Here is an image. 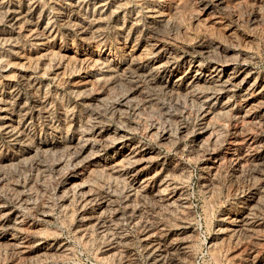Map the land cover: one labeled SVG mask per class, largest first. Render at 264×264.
I'll use <instances>...</instances> for the list:
<instances>
[{"label":"rangeland","instance_id":"rangeland-1","mask_svg":"<svg viewBox=\"0 0 264 264\" xmlns=\"http://www.w3.org/2000/svg\"><path fill=\"white\" fill-rule=\"evenodd\" d=\"M175 263L264 264V0H0V264Z\"/></svg>","mask_w":264,"mask_h":264},{"label":"bare ground","instance_id":"bare-ground-1","mask_svg":"<svg viewBox=\"0 0 264 264\" xmlns=\"http://www.w3.org/2000/svg\"><path fill=\"white\" fill-rule=\"evenodd\" d=\"M17 25V24H16ZM214 49V48H213ZM220 63V62H219ZM233 66V65H232ZM216 69V68H215ZM223 71V70H222ZM195 76V75H194ZM229 78V77H228ZM229 80V79H228ZM206 81V80H205ZM252 84V83H251ZM192 85V84H191ZM238 85V84H237ZM229 86V85H228ZM233 87V86H232ZM219 91V90H218ZM249 95V94H248ZM246 115V114H245ZM119 120H121V119H119ZM209 122V121H208ZM208 124V123H207ZM121 126V125H120ZM205 126V125H204ZM212 126V125H211ZM209 128H211V127H209ZM208 131V130H207ZM215 132V131H214ZM212 133V132H211ZM212 135V134H211ZM80 138V137H79ZM88 139V138H87ZM164 139V138H163ZM215 141H216V139H215ZM204 143V142H203ZM80 144V143H79ZM205 144V143H204ZM204 144H203V146H204ZM202 145V144H201ZM76 146V145H75ZM121 146V145H120ZM199 146V145H198ZM202 146V147H203ZM78 147V146H77ZM155 151V150H154ZM33 153V152H32ZM141 156V155H140ZM215 156V155H214ZM25 158V157H24ZM164 158V157H163ZM218 158V157H217ZM140 159V158H139ZM120 160V159H119ZM220 160V159H219ZM133 161H135V160H133ZM114 162V161H113ZM128 162V161H127ZM209 165V164H208ZM203 169H209L208 168V166H203ZM240 174V173H239ZM178 175V174H177ZM200 175H204V174H200ZM174 176V175H173ZM131 177V176H130ZM202 177V176H201ZM143 178V177H142ZM175 178V177H174ZM201 179V178H200ZM83 184V183H82ZM71 185V184H70ZM102 186V185H101ZM170 186V185H169ZM212 186V185H211ZM159 188V187H158ZM169 188V187H168ZM164 189V188H163ZM206 189V188H205ZM160 190V189H159ZM161 191V190H160ZM164 191V190H163ZM168 191V190H167ZM83 192V191H82ZM86 192V191H85ZM116 193V192H115ZM158 193V192H157ZM180 196V195H179ZM155 197V196H154ZM177 197V196H176ZM78 198V197H77ZM175 198V197H174ZM179 198V197H178ZM80 199V198H79ZM260 199V198H259ZM176 200H177V198H176ZM258 200V199H257ZM4 201V200H3ZM173 202V201H172ZM180 203V202H179ZM181 206V205H180ZM80 207V206H79ZM110 207V206H109ZM249 207V206H248ZM116 208V207H115ZM22 209V208H21ZM170 209V208H169ZM19 210V209H18ZM23 210V209H22ZM45 211V210H44ZM211 211V210H210ZM101 212V211H100ZM45 215V214H44ZM246 216H248V215H246ZM168 218V217H167ZM242 218V217H241ZM14 219V218H13ZM96 220V219H95ZM104 220V219H103ZM249 220V219H248ZM245 221V220H244ZM229 222V221H228ZM248 222V221H247ZM105 223V222H104ZM110 223V222H109ZM136 223H138V222H136ZM241 224V223H240ZM228 225V224H227ZM244 225V224H243ZM251 225H252V223H251ZM84 227V226H83ZM112 227V226H111ZM220 227V226H219ZM22 228V227H21ZM221 228V227H220ZM223 228H225V226L223 227ZM248 228H250V227H248ZM107 229H109V228H107ZM222 229V228H221ZM174 230V229H173ZM228 230V229H227ZM95 231V230H94ZM261 231V230H260ZM113 232V231H112ZM88 234V233H87ZM114 234V233H113ZM102 235V234H101ZM185 235V234H184ZM148 236V235H147ZM130 238V237H129ZM117 239V238H116ZM182 239V238H181ZM175 240V239H174ZM119 241V240H118ZM151 241V240H150ZM18 243V242H17ZM150 243V242H149ZM152 243V242H151ZM157 243V242H156ZM126 244V243H125ZM153 244H155V243H153ZM121 245V244H120ZM157 245H159V244H157ZM155 246V245H154ZM180 246V245H179ZM156 247V246H155ZM154 247V248H155ZM153 248V249H154ZM158 249V248H157ZM161 249V248H160ZM60 251V250H59ZM153 251V250H152ZM179 251V250H178ZM180 251H182V250H180ZM157 252V251H156ZM150 253V252H149ZM132 254V253H131ZM173 254V253H172ZM189 254V253H188ZM150 255V254H149ZM182 256V255H181ZM186 257V256H185ZM176 258V257H175ZM163 260V259H162ZM184 260V259H183ZM160 263V262H159ZM176 264V263H175Z\"/></svg>","mask_w":264,"mask_h":264}]
</instances>
